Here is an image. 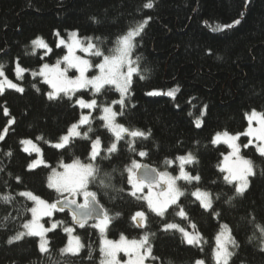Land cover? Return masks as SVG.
<instances>
[{
	"label": "trees",
	"instance_id": "trees-1",
	"mask_svg": "<svg viewBox=\"0 0 264 264\" xmlns=\"http://www.w3.org/2000/svg\"><path fill=\"white\" fill-rule=\"evenodd\" d=\"M147 2L0 0V64L4 65L7 77L15 81L17 59L28 70L23 73V79L17 81L25 89L23 94L6 89L0 95V134L4 135V140L0 141V169H3L0 171V193L15 195L29 190L49 202L58 198L57 193L47 187L50 168L41 166L33 171L27 170L36 154L29 156L22 151L20 141L23 138L36 141V137L43 136L44 140L36 142L52 167L61 160L70 162L79 158L87 162L90 150L87 140L77 138L69 147L60 150L44 142H55L79 119L81 111L73 107L76 97L72 101L67 98L48 100L45 93L50 91L49 86L41 82V77L34 79L31 75L43 63H55L65 54L66 49L56 47L55 32L66 36L68 31L75 30L82 37H99L103 43L95 42L108 53L118 35L130 25L151 17L133 53V59L141 57L139 66L146 78L141 80L134 76L132 94L126 99L125 115L118 117V122L126 127L151 130L149 139L136 142V150H144L148 155L137 156L129 150L125 140H121L117 151L108 159L98 157L96 161L102 176L110 174L111 187L90 185L104 209L114 217L107 236L117 239L123 233L130 239L139 238L145 229L135 227L131 217L143 210L147 215L146 230L155 234L151 238L153 252L160 258L155 264H194L197 259L214 264L215 236L225 222L239 244L230 264H264L260 234L249 223L254 216L255 223L264 226V175L261 174L264 157L253 146L241 147V154L256 166V175L249 178L250 187L244 196L237 197L230 205L225 201L233 196L234 189L223 182V174L217 169L222 160L221 153L227 154L229 149L224 144L213 146L210 143L216 132H244L248 126L245 113L253 109L264 112V0H155L152 9L142 8ZM237 19L240 24L232 28L213 30L217 25H228ZM37 36L43 37L52 48V53L43 60L40 57L44 50H37L35 56L26 55L31 51V40ZM98 59L94 57L95 63ZM32 84H36L40 91L37 92ZM177 86L179 91L174 99L163 94ZM153 90L162 94H146ZM77 96L92 99L90 90H80ZM96 98L98 103L111 104L119 99V93L106 88ZM205 104L208 106L207 115L203 118V126L197 128L194 121ZM5 106L10 116L3 114ZM114 109L119 111V105ZM99 115V110L92 113L93 117ZM12 117L15 123L9 125ZM102 125L103 121L94 119V131L89 135L93 139L99 136L106 149L114 137ZM86 130L87 126L81 129ZM239 142L242 146L248 138L241 136ZM9 151L11 157L4 155ZM188 152L197 157L198 163L185 165L187 171L201 176L198 184L178 181V186L185 192L179 203L189 220L177 216L175 206L169 208L164 218L156 216L148 211L146 202L128 195L131 186L124 169L133 159L158 171L170 169L177 172V163L166 166L165 160H175ZM17 176L21 183H17ZM105 182L109 183L107 179ZM196 188L211 192L214 198L219 195L213 204V209L220 213L218 218L213 216L212 210L205 211L191 194ZM31 207L32 202L23 197H17L11 204L0 201V264H99L100 234L89 226L92 221L84 228L75 226L74 233L84 244L80 253L76 256L60 254L68 240L63 226H73L71 212L67 209L55 211L51 218H43L47 225L50 220L63 222L47 233L50 241L48 254L40 253L38 237H25L9 244V238L29 220L31 213L26 209ZM169 222L188 230H191L189 222L195 223L205 241L203 250L187 245L179 231H163V225ZM254 232L256 238L250 240Z\"/></svg>",
	"mask_w": 264,
	"mask_h": 264
},
{
	"label": "snow or ice",
	"instance_id": "snow-or-ice-1",
	"mask_svg": "<svg viewBox=\"0 0 264 264\" xmlns=\"http://www.w3.org/2000/svg\"><path fill=\"white\" fill-rule=\"evenodd\" d=\"M154 6L155 0H148L147 3L142 5V8L152 9ZM150 20L151 17H146L130 25L122 34L116 37L113 46L108 49V54H105L100 44L95 42L100 41L99 37H80L77 31H73L65 39L61 37L59 31L55 32V36L58 38L56 47L66 49L65 54L53 65L43 63L39 70L31 72V75L34 79L41 77V82L49 86L50 91L45 93L48 100L57 101L67 98L72 101L73 97H76L73 107H78L81 111L79 119L72 123L68 130L55 142H44L60 150L69 147L75 139L80 138L89 141L90 150L87 162H83L79 158L73 159L71 163H65L61 160L56 167H52L45 160L43 150L36 142L30 138L20 141L24 153L29 156L33 153L36 154V158L28 163L27 170L33 171L41 166L50 168L47 176V187L54 190L58 198L50 203L29 190L20 191L15 195L11 192L0 193V201L6 204L13 203L17 197H23L25 200L32 202V207L26 209L27 212L31 213V219L22 223L23 230L10 237L9 244L21 241L25 237H38L40 253L48 254L50 252V241L47 233L63 225V222L54 221L50 227L46 228L41 220L44 217L51 218L55 211L62 212L68 209L71 212L73 226H63V231L68 235V240L66 245L60 249L61 255L76 256L80 253L84 244L79 236L74 235L75 226L84 228L85 225H89V221H92L89 226L96 229L100 234L99 252L101 259L99 264H155L160 259L153 252L151 238L155 234L146 230L147 215L145 211H137L131 217L135 227L145 229L139 238L129 239L121 233L118 240L108 239L107 231L114 217L110 216L107 210L100 205L97 192L90 190L91 184H98L102 188L111 187L110 174L104 173L102 176L101 168L96 161L98 157L108 159L112 153L117 151V145L121 140H125L129 150L137 156L142 158L148 155L144 150H136V142L137 140L149 139L152 135L151 130L145 131L139 128L126 127L118 122V117L125 115L126 99L132 94L131 88L134 76H139L141 80L146 78L141 74L139 66L141 57L137 56L133 59V53L139 46L138 38H142V34ZM240 22L237 19L228 25H217L213 30L222 31L225 28H232ZM100 43L102 44L103 41H100ZM30 47L31 51L26 52V55L35 56L37 50H44L43 55L40 57L41 60L52 53V48L40 36L31 40ZM78 52L85 55H78ZM89 57L100 59L98 63H93ZM92 69L96 70V74L90 76L88 73ZM70 70H75L77 74L69 76ZM15 71L16 80L20 81L23 79V73L28 70L22 68L17 59ZM32 87L37 92L40 91L36 84H32ZM106 88L118 92L119 99L112 101L111 104L98 103L97 95L101 94ZM6 89L14 90L20 94L25 91L20 83L8 79L4 72V65L0 64V95H3ZM80 90H90L92 99L86 100L83 96H77ZM178 91L179 87L177 86L163 94L174 99ZM146 94L153 96L162 93L153 90ZM115 105H119V111L114 109ZM207 109L206 104L200 109V115L194 121L197 128L203 126V118L207 115ZM84 110L88 111L85 112ZM97 110H99L100 115L93 117L92 113ZM3 114L10 116L9 109L6 106L3 108ZM188 114L192 115L191 112ZM244 115L248 125L244 132L235 134L227 130L216 132L210 141L213 146L224 144L230 149L227 154L221 153L222 160L217 164L218 171L223 174V182L234 189L233 196L228 197V200L225 201L230 205L237 197L244 196L250 187L249 178L256 175V166L252 160L241 155V147L253 146L257 153L264 157V112L253 109L250 113ZM94 119L103 121L102 126L114 137L113 142L106 149L103 147L99 136L93 139L89 135L94 131L92 127ZM14 123L15 118H10L9 125ZM84 126H87V130L81 131ZM4 133H7V128H5ZM241 136L248 138V142L242 146L239 143ZM3 140L4 135L0 134V141ZM42 140H44L43 136L36 137V141ZM102 152L104 153L103 156L101 155ZM4 155L11 157L12 152H6ZM176 161L179 162V172L177 175H172L168 171H158L133 159L130 165L124 169L128 174L127 183L131 186L128 195L146 202L148 211L156 216L164 218L169 208L175 206L177 209L176 215L181 219L189 220L188 214L179 203L180 197L184 196L185 192L178 186L177 182L182 180L188 184L193 182L198 184L201 181V176L198 173L193 175L185 169V165L198 163V159L192 152H188L185 155L177 156L175 160L166 159L164 163L166 166H171ZM0 171H3V169H0ZM261 174L264 175V170H261ZM15 179L17 183L22 182L19 176ZM106 179L109 183L105 182ZM145 189H147L146 192ZM119 191L124 190L120 189ZM191 194L199 201L200 206L205 211L212 210L214 217L218 218L220 216V213L213 209L214 199H219V195L214 198L211 192L201 188H196ZM80 197L83 198V203H78ZM116 215L119 216L120 214L117 213ZM5 219H8V217H5ZM249 223L253 224V227L259 232L261 238L260 251L264 252V226L255 223L254 216L249 220ZM189 227L192 231H188L176 223L169 222L163 225L162 230L165 232L179 231L187 245L200 247L203 250L202 245L205 241L197 230V226L195 223L189 222ZM255 238L254 232L249 239ZM238 248L239 244L232 234V229L227 224H221L220 230L215 236V246L212 251L214 264H230L233 256L236 255L235 250ZM121 253L127 257L123 262L120 259ZM91 255L92 253L89 251V258H91ZM53 264H56V262H53ZM194 264H205V261L197 259Z\"/></svg>",
	"mask_w": 264,
	"mask_h": 264
},
{
	"label": "rangeland",
	"instance_id": "rangeland-1",
	"mask_svg": "<svg viewBox=\"0 0 264 264\" xmlns=\"http://www.w3.org/2000/svg\"><path fill=\"white\" fill-rule=\"evenodd\" d=\"M73 31H75V30H70V31H68V33H67V35L66 36H63V35H61V37H64L65 39H67L68 38V34L70 33V32H73ZM80 36V35H79ZM80 37H82V36H80ZM57 42H58V38H57ZM78 55H85V54H83V53H80V52H78L77 53ZM105 54H108V53H105ZM90 59H92V61H93V63H95V61H94V57H89ZM100 59V58H99ZM99 59H98V61L96 62V63H98L99 62ZM56 63V62H55ZM55 63H48V64H50V65H53V64H55ZM21 66V65H20ZM62 67H63V65H61ZM22 67V66H21ZM23 68V67H22ZM40 68V67H39ZM39 68L37 69V70H35V71H38L39 70ZM77 73H75V70H70L69 71V73H68V75L69 76H74V75H76ZM96 74V70L95 69H92V70H90V72L88 73V75H95ZM6 75V74H5ZM7 76V75H6ZM8 79H10V78H8ZM10 80H12V79H10ZM13 82H17V81H15V80H13ZM18 83V82H17ZM258 111V110H257ZM260 112V111H259ZM250 113V112H249ZM247 128V127H246ZM23 139H25V138H23ZM31 139V138H30ZM33 140V139H32ZM34 142H36L35 140H33ZM37 143V142H36ZM240 143V142H239ZM38 144V143H37ZM229 151H230V149H229ZM242 155V154H241ZM243 156V155H242ZM244 157V156H243ZM36 158V157H35ZM34 158V159H35ZM246 158V157H245ZM248 159V158H247ZM139 161V160H138ZM72 161H70V162H65V163H71ZM140 163H142V164H144V162H142V161H139ZM175 163H177V165H178V161H176ZM175 163H173L172 165H174ZM185 169H186V166H185ZM160 171H168L169 173H171L172 175H177L178 174V172H179V168H178V170H177V172H173L172 170H170V169H162V170H160ZM186 171H187V169H186ZM178 183V182H177ZM147 191V189H145V192ZM47 201V200H46ZM49 202V201H48ZM51 203V202H50ZM78 203H83V198L82 197H80V198H78ZM31 219V216H30V218H29V220ZM55 220H50V222H49V224L47 225V223L44 221V219L42 218V220H41V223H43L44 224V226L47 228V227H50L51 226V223L52 222H54ZM222 224H226L225 222L224 223H222ZM228 225V224H227ZM23 229H21L20 231H22ZM188 230V229H187ZM188 231H192V229L191 230H188ZM74 235H76L75 233H74ZM48 237V236H47ZM107 238L108 239H112V240H118L119 238H117V239H114V238H110V237H108L107 236ZM130 239V238H129ZM120 259H121V261L123 262L124 260H126L127 259V257H125L124 255H123V253H121L120 254Z\"/></svg>",
	"mask_w": 264,
	"mask_h": 264
},
{
	"label": "water",
	"instance_id": "water-1",
	"mask_svg": "<svg viewBox=\"0 0 264 264\" xmlns=\"http://www.w3.org/2000/svg\"><path fill=\"white\" fill-rule=\"evenodd\" d=\"M146 165H148V164H146ZM149 167H151V168H155V167H153V166H151V165H148ZM155 169H157V168H155ZM158 170V169H157ZM100 203V202H99ZM100 205H102L101 203H100ZM104 208V207H103ZM68 210V209H67ZM89 222H91V221H89Z\"/></svg>",
	"mask_w": 264,
	"mask_h": 264
}]
</instances>
